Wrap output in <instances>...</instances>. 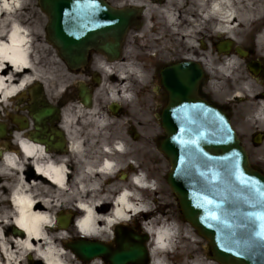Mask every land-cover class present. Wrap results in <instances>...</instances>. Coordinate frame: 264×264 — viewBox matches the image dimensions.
Segmentation results:
<instances>
[{
  "label": "flooded vegetation",
  "instance_id": "af4514ba",
  "mask_svg": "<svg viewBox=\"0 0 264 264\" xmlns=\"http://www.w3.org/2000/svg\"><path fill=\"white\" fill-rule=\"evenodd\" d=\"M192 1L71 0L70 7L73 9L70 12L71 50L64 52L58 45L48 41L46 24L41 27L42 36H36L34 43V50L42 59L51 56L59 60L58 70L49 68L45 62L41 63L44 70H50L51 73H46L44 75L46 78L43 77L30 84L24 97L20 95L10 100L7 107L0 104L3 108L0 112V161L9 151H14L19 156L23 155L18 144L13 143V132H20L27 133L35 142L44 144L45 149L56 158L70 155L69 168L72 171L78 170L80 160H96L98 157L100 161H103L105 156L115 160L119 171L114 176L101 180L107 186L114 183H118L119 188L121 185H128L131 183V175L140 171L146 172L149 180L153 179L156 146L154 125L160 122L159 116L169 99V93L162 84V70L167 65L182 60L200 62L205 73L199 85V94L215 103L208 87L212 81L211 76L220 64V58L226 56L218 51L220 38L218 34H213L215 21L210 18L204 22L198 17L192 10L195 8ZM33 5L41 9L39 4ZM27 7L29 3L25 4L22 9ZM126 7L133 9L134 24L123 38V33L118 29L112 31L104 27L103 19L107 13L103 12V9L118 11ZM86 8H92L93 11L85 12ZM167 11H173L175 14V22L172 26L164 17L163 12ZM191 19L201 24V27L191 35H186L185 33L193 30L190 25ZM173 28L176 29L175 32ZM0 39H6V37H0ZM129 40L135 44V62L144 71L142 83L134 80L136 76H128L126 80H121L115 74V65L127 61L126 44ZM186 40H196L199 47H188ZM41 42L44 48L37 47V44ZM104 45L111 49L106 51L103 48ZM47 46L49 47L46 51ZM62 53L66 54L62 55ZM119 54L120 57L114 59ZM65 57H85L87 61L82 62L77 68H71L65 61ZM100 62L110 66L114 74L109 75L106 72L95 70ZM261 74H264V60L261 61ZM125 83L130 85L128 91L135 94L132 102L124 101L121 97V101L110 100L101 105L98 99L107 100L110 88ZM61 89L63 92L60 91ZM261 95L264 98V92ZM91 98L93 102L88 105L87 100ZM250 104L248 117H251L250 120L257 127L260 121H256L253 116L257 105ZM95 106L100 115L109 121L104 128L85 124L84 121L87 120L83 112L76 113L79 110L77 107L86 112ZM224 109L229 114L227 108L224 107ZM64 117L75 119V123L69 125L67 131L60 127ZM262 129L264 125L253 136H249V143L261 146L263 152L260 159V170L264 172V130ZM74 140L83 141L84 157L69 151V143L73 144ZM116 141L125 143L127 147L125 153L114 152L109 155L103 152L104 144L111 145ZM28 164L32 166L31 158ZM7 192L5 187H1L0 215L3 207L9 211L12 208L11 200L7 199L6 202V197L11 195V192L8 194ZM62 211L63 209L59 207L54 216H58ZM142 217L144 221L148 220L146 214ZM126 226L134 229L141 228L139 220L126 224ZM67 227L65 232L75 233L76 228L73 224ZM60 228L61 226L55 227L57 232H63ZM11 230L14 234H18L16 228L12 227Z\"/></svg>",
  "mask_w": 264,
  "mask_h": 264
},
{
  "label": "clouds",
  "instance_id": "9594fccd",
  "mask_svg": "<svg viewBox=\"0 0 264 264\" xmlns=\"http://www.w3.org/2000/svg\"><path fill=\"white\" fill-rule=\"evenodd\" d=\"M26 4V0H0V14H6L5 20L0 21V37H6V39H0V104L7 107L9 104V98L16 96L19 92L24 90L26 86L30 85L34 80L41 78L40 74L36 71V66L29 58L32 52V36L31 30L21 24L14 18V14L17 10L22 9ZM209 15L217 16L219 21L223 23H217L213 29V34L217 33H229L233 39H236L235 35L231 33V29L236 28V24H232L231 21L237 16L236 10L232 7V0H212L210 10L204 14L205 19L209 18ZM5 21H10V25L6 26ZM175 17L169 16L168 23L171 25L174 23ZM239 23V21H237ZM175 32L176 29L173 28ZM186 35L188 33H185ZM185 43L188 47H199L196 40H186ZM155 55V53H153ZM191 58V57H189ZM11 67L6 75H2L5 69ZM238 67V61L236 58L226 59L224 64L218 65V70L226 77H231L233 72L231 69ZM25 69H32L33 74L24 75L18 84H14V73H23ZM95 70L107 72L109 75L114 74L113 69L100 62ZM129 71L135 72V69H129ZM119 79L126 80L127 73L120 72L115 73ZM7 82V83H5ZM142 83V81H141ZM129 84L125 83L120 86V95L117 92L109 89L108 95L113 102L121 101L123 97L124 101L132 102L135 99L134 92L128 91ZM244 91L236 90L232 93L230 99L236 97H243L245 92L250 96L253 95L248 83L242 85ZM63 92V89L60 90ZM3 108L0 107V112ZM95 111V110H94ZM256 121L264 123V101L260 102V106L253 113ZM251 119V117H246ZM99 128H104L109 121L105 118H99L95 121ZM75 119L64 117L60 123V127L66 131L69 125L74 124ZM85 124L88 121H84ZM264 130V129H262ZM95 131V130H93ZM71 140V137H69ZM13 143L18 144L20 152L23 154V160L15 153H5L3 157V166H0V175L14 176L15 170L19 172V183L15 188H12L11 195L6 197L10 199L13 211L0 215V221L3 226H0V253H3L6 258V264H20V260L25 259L27 253H34L33 259L43 260L44 264H65L61 258L65 250L60 247L54 249L52 240L45 228H55L56 219L54 216L49 215L47 212L33 211L34 206L37 203H43L46 208H51L52 202L49 198L40 196L38 193H33L29 189L37 185V181L33 179L29 184L25 179L26 165L31 158V165L33 171L37 176H42L51 181L52 184L57 186L58 190H68V174L70 169L67 167L68 157L65 156L59 164L51 159L44 145L35 144L31 141L22 138V133L13 132ZM69 151L73 154L83 153L84 145L83 141H79L77 144L69 143ZM127 151V147L124 142L116 141L113 144H104L103 152L109 155L114 152L121 154ZM181 162H185V157H181ZM197 171H200V166L196 165ZM211 170V169H210ZM119 171V167L115 160L104 157L103 161L95 167H86L85 172L95 175L101 174L106 180L109 176H114ZM212 175L208 183L214 185L216 183L228 185L232 187V196L243 203L245 206L244 213L246 221L242 223L239 228L248 232V238L244 242L249 248L255 249L251 259L253 264L258 259L264 260V190L254 187L241 180L238 175L233 174L231 177L234 181V185H230L229 181L225 178L224 174L218 170H211ZM202 176L207 179V174L201 172ZM83 176L74 178V182L79 185L78 192L86 194L92 191L94 194L100 189V184L95 183L91 185H85L83 182ZM131 183L136 189L147 190L156 192L159 188V184L156 179H148V175L144 171L132 174L130 177ZM7 185V181H5ZM11 187L10 185H8ZM238 186L239 190H236ZM35 197V198H34ZM129 197L134 200H143L142 195L138 192L123 189L114 197H109L105 194L99 199L90 198L87 202H84L81 196H77L75 208L83 212V216L76 218V229L82 237L88 238H100L105 239V233L108 236L114 238L112 228L114 225L124 223L127 224L132 220L133 216L138 215L141 212L147 213L153 211V207L149 203H135L130 202ZM105 202L111 203L113 208L109 210V213H97L96 208L103 205ZM209 204H214L212 199L208 200ZM224 201H221L218 207L223 205ZM56 207H60V202L56 203ZM11 216V219H9ZM213 219H219V217L213 213ZM98 221H104V227L98 226ZM15 225L18 230H22L26 233L25 239H15L14 243L18 246L16 251H20L19 257H17L16 251L10 249L7 243L4 233V226ZM174 225L175 227H172ZM145 231L152 239L149 241L152 245L150 248V255L152 257L151 264H169L168 253H176V241L180 236V224L179 221H171V225L161 224L158 227H152L147 223L143 224ZM60 238H67L68 233H58ZM185 237H188L193 242L196 241L194 235H189L188 231L183 233ZM35 239L37 244H33ZM43 241V246L41 245ZM21 249L23 251H21ZM160 253L161 255H157ZM241 258H245L241 256Z\"/></svg>",
  "mask_w": 264,
  "mask_h": 264
},
{
  "label": "water",
  "instance_id": "95a60500",
  "mask_svg": "<svg viewBox=\"0 0 264 264\" xmlns=\"http://www.w3.org/2000/svg\"><path fill=\"white\" fill-rule=\"evenodd\" d=\"M40 3L50 16L49 40L63 51H70V0H40ZM92 10L86 9L88 12ZM132 14L131 9L119 10L118 15H110L107 22H103L104 27L122 29L125 33L133 23ZM231 44V41L226 42L220 51H230ZM236 51L242 56L247 54L239 47ZM249 67L255 74L260 71L258 63H251ZM203 74L202 67L193 61L177 63L162 71L169 103L161 116L166 136L160 147L171 162L168 182L185 219L209 240L214 259L220 264H253L251 256L255 249L250 250L244 243L248 232L239 228L246 221L244 210L247 209L232 196V187L220 183L210 186L208 180L211 170H218L230 185H234L231 177L235 174L246 183L264 190V174L250 164L247 151L226 113L198 95ZM182 156L185 157L183 163ZM196 165L200 166L199 172ZM201 172L207 174V179ZM236 190H239L238 186ZM209 199L215 203L209 204ZM221 201L224 203L218 207ZM213 213L219 219H213ZM117 235L116 248L89 239L67 245L84 261L103 257L109 264H148L150 258L146 242L149 235L122 232ZM255 264H264V260L258 259Z\"/></svg>",
  "mask_w": 264,
  "mask_h": 264
},
{
  "label": "bare ground",
  "instance_id": "6f19581e",
  "mask_svg": "<svg viewBox=\"0 0 264 264\" xmlns=\"http://www.w3.org/2000/svg\"><path fill=\"white\" fill-rule=\"evenodd\" d=\"M235 1L237 0H232V7L236 10L237 12V16L231 21L232 24L237 23V21H239L238 26L243 27L244 29H246L253 21H255L256 19L262 17L264 15V5H259L255 8H245L242 10H239L235 7ZM199 4H200V11H199V17L201 19L207 20L204 17L205 13H208L210 10V6L212 3V0H198ZM29 3V7L24 8V10L19 9L17 10V12L14 14V18L17 19L21 24H23L24 26L28 27L31 30V36L33 38L32 40V52L30 53V59L33 61V63L36 66V71L40 74L42 79L43 77L46 78L44 75L46 74V71L44 70V68L41 66V57L36 54L35 50H34V43H35V38L36 36H39L41 33V27H42V14L41 11L35 7L32 4V0H26V4ZM164 16H166V19H168L169 16L175 17L174 16V12L173 11H167L163 13ZM5 15L6 14H0V21H4L5 20ZM214 19L217 23H223L222 21L218 20L217 16H213V15H209L208 19ZM5 25L8 26L10 25V21H5ZM201 26V24H196L194 23L193 27L195 29H198ZM236 28L231 29V33L234 34ZM223 36H227L230 39L234 40L232 38V35L229 33H220ZM188 35H191V31H189ZM259 42L261 43V45H264V36L260 37ZM38 48H44L43 43H39L37 44ZM229 58H236V60L238 61V57L235 54H230L224 57V62L226 59ZM224 64V63H223ZM116 69V73H120V72H124L127 73V77L128 76H137L140 80H142L144 78V71L138 66V64L132 60L129 59L126 62H121V63H117L115 65ZM129 69H135V72L129 71ZM235 69H238V67H235L233 69H231L232 71H234ZM8 70V71H7ZM9 71H11V67L9 66L8 68L5 69V72L2 73V75H6ZM107 73V72H106ZM31 75L33 74V70L32 69H25L23 73H14V80L13 83L14 84H18L20 79L24 76V75ZM38 79V80H40ZM38 80H34L31 84L37 82ZM260 80V79H259ZM7 83V82H5ZM244 83H248L251 89V92L253 93V95H249L247 92H245L244 96H248V98L252 97L253 100H256V105L257 108L260 106V102L264 101V98L261 97V93H258L256 90V87L254 86V84L252 83L251 80H249L248 78L242 79L239 83V85H236V90H241L244 91L242 85ZM30 86V85H28ZM28 86H26V88L24 90H22L21 92H19L16 96L9 98V101L19 97L20 95H25V91L27 90ZM121 85H116L114 87H112L111 89L117 92V95L119 94V89H120ZM235 90V91H236ZM244 97H236L235 99H242ZM111 100V99H110ZM77 110L76 113L79 112H83L84 117L86 118V120L88 121V124H92L94 126H96L97 128L99 127L98 124L95 122L97 119L99 118H104L102 117V115H100L97 107L95 106L94 108H92L91 110H87L82 111V109ZM95 110V111H94ZM20 133V132H19ZM22 138H25L29 141H31L32 143L35 144H42L40 142H35L32 138V136L28 135L27 133H22ZM78 140H74L73 144H77ZM44 145V144H42ZM45 147V146H44ZM46 151L48 152L49 156L51 157V159L53 161H55L57 164H59L61 162V160L65 157H60V158H56L55 156L51 155L50 152L46 149ZM8 154H12L15 153L14 151H9L7 152ZM77 155L84 157V152L83 153H78ZM68 157V162H67V167L69 168V163H70V155H66ZM21 160H23V155H20ZM80 164L77 166L78 170L76 171H72L70 168V172L68 174V183H69V189L68 190H58L57 186L52 184L51 181L47 180L46 178L42 177V176H37L35 174V172L33 171V167L30 166L29 164L26 165V172H25V179L26 181L30 184L31 181L33 179H35L37 181V185L32 187L31 189H29L30 191H32L33 193H38L40 196H44L46 198H49L52 202V207L51 208H46L45 205L43 203H37L34 206L33 211H40V212H47L49 215L54 216V214L57 212V207H56V203L60 202V206L63 207V210H70L69 207L71 205H73L74 203H76V199L77 196H81L82 195V199L84 202H87L90 198L93 199H99L101 197H103L105 194H107L110 198L114 197L115 195H117L120 191H122L125 188H128L129 190L138 192L140 195H142L143 200H134L132 197H129V201L130 202H135V203H149L151 205V200H152V195L153 192L151 191H147V190H141V189H136V187L130 183L128 185H121L120 188L118 187V183H114L112 185L107 186L105 182H101L103 178V176L99 173L92 175L89 174L87 172H85V168L86 167H95L98 166L99 163H101L102 161H100V158L97 157L96 160L94 159H85V160H80L79 161ZM0 166H3V158L0 161ZM15 172L14 176H7V175H0V189L1 187H5L8 192H11L12 188H15L16 185L19 183L18 177H19V172H16L15 170H11ZM78 176H83V180L82 182L87 186V185H91V184H95V183H99L100 184V189L98 191L95 192V194L92 191L87 192L86 194H81L78 192V187L79 185L76 184L74 182V178L78 177ZM5 181H7V185L5 184ZM8 185H10L11 187H9ZM116 192V193H115ZM35 198V197H34ZM5 200V199H4ZM7 202V199H6ZM113 208V205L111 203L105 202L103 205L99 206L96 208V212L97 213H104L107 214L109 213V210ZM11 212L13 211V206L10 210ZM10 211L3 207L1 209V215L5 214V213H10ZM150 211L145 213L146 215H149ZM83 212L82 215L83 216ZM144 214V212L139 213L138 215H142ZM136 215V216H138ZM98 226L100 227H104V221H98ZM122 224V223H120ZM148 224L152 227H158L154 224L153 220H150L148 222ZM165 225H171V224H166ZM0 226H3V223H0ZM117 225H114L112 228L113 229L116 227ZM17 228L15 225H10V226H4V233H5V238L7 240L8 245L10 246V249L13 251L17 250V245L14 243L15 239H25L26 238V233H24L22 230H20L22 232V235L18 234H14L13 231L11 230V228ZM172 227H175L174 225H172ZM60 229H62L63 232L67 231L68 227H61ZM45 231L48 233L49 237L52 240V244L54 246V249H58L60 247H62L65 250L64 255L61 257L65 264H107L104 259L98 257L95 258L89 262H83L82 260L79 259L78 256L75 255V253L69 248V247H65V239L66 238H60L59 235H57L58 233H63V232H57V230L55 228H45ZM189 232V235H194L192 233V230L189 227H185L184 230ZM105 235V239H100V238H96V239H100L103 241H110L111 240V236H108L106 233ZM195 236V235H194ZM187 240H191L187 237ZM32 243L35 245L37 244V241L35 239H33ZM41 245L43 246V241L40 242ZM177 243V241H176ZM63 244V245H61ZM152 246V245H151ZM190 247V245H189ZM21 251H23L21 249ZM17 257H19L20 255V251H16ZM157 255H161L160 253H157ZM34 253L29 252L27 253V255L25 256V259L20 260V264H44L43 260H36L33 259ZM183 256V255H182ZM191 256V255H190ZM191 260L187 261L186 257H180L177 261V264H215L214 262H205L201 255L199 253H195L192 254L191 256ZM152 260V257H151ZM169 261V260H168ZM0 264H6V258L4 257L3 253H0ZM133 264V263H132ZM151 264V262H150ZM169 264H172L169 261Z\"/></svg>",
  "mask_w": 264,
  "mask_h": 264
},
{
  "label": "rangeland",
  "instance_id": "374dc122",
  "mask_svg": "<svg viewBox=\"0 0 264 264\" xmlns=\"http://www.w3.org/2000/svg\"><path fill=\"white\" fill-rule=\"evenodd\" d=\"M33 4H38L37 0H32ZM195 8L192 10L199 14L200 11V4L197 0L192 1ZM259 5H264V0H237L235 1V7L239 10L245 8H255ZM42 11V10H41ZM43 16L41 17L42 23L45 25L47 22V15L42 11ZM191 23V22H190ZM173 24V23H172ZM43 25V27H44ZM170 28V26H169ZM220 34V33H219ZM236 37L235 43L238 46H241L246 51L249 52L248 58H242L237 55L238 57V69H235L233 75L231 77H226L223 73H221L218 68L213 73L212 81L209 84L208 89L212 92V100L216 102L218 105L226 107L229 111V115L232 118L233 124L239 135L247 147L249 151L250 158L252 163L255 164L257 167L260 168L261 166V156L262 150L261 146L254 145L249 143V136H253L259 129L262 128L264 123H260L256 127L254 122L250 119H246L249 116L250 110V103L252 105H256V100H253L252 97L248 98V96H243L242 99H230L232 93L236 90V85H239L242 79L248 78L252 81L258 93L264 92V74H259L257 76H252V74L248 70V62L250 60H264V45H261L259 42L260 37L264 36V15L255 21H253L246 29L240 26H236V30L234 32ZM224 36L221 35L220 38L222 39ZM49 46L45 47L47 51ZM127 53L126 58L132 59L135 61V44L132 40H129L126 44ZM220 65L222 62V58H220ZM45 62L49 68L53 70H58L57 64L59 61L56 57H44L42 63ZM46 73H51L50 70H46ZM260 79V80H259ZM134 80L137 82H141L138 77H134ZM209 90V91H210ZM207 96V95H206ZM101 105H104L105 102L103 99H98ZM252 109V107H251ZM252 112V111H251ZM257 123V124H259ZM155 132H156V146H155V169L153 172V178L157 180L159 184L158 190L155 192L159 195L157 198V203L152 202L151 206L153 207V211H150L149 217L154 221L155 225H160L164 223L166 220H163L165 217L169 220H177L180 224V236L177 239L176 245H180L174 257L176 261L171 262L172 264H177V260L180 257L185 256L187 261H190L192 258V254L199 253L202 259L207 262H214L215 264H219L214 261V259L210 256V248H209V241L200 235L198 231L183 217L179 210V203L174 195L170 185L167 182V174L171 168L170 162L166 158V156L161 152L159 148L160 140L164 137L163 129L161 128L160 124L156 122L154 125ZM259 128V129H258ZM189 227L192 230V233L196 237V241L193 242L192 240H187L184 238V228ZM70 237H77L75 236H68L66 240H70ZM110 241H113L110 240ZM63 245V244H61ZM190 245V247H189ZM63 247V246H62ZM183 255V256H182ZM191 255V256H190Z\"/></svg>",
  "mask_w": 264,
  "mask_h": 264
}]
</instances>
